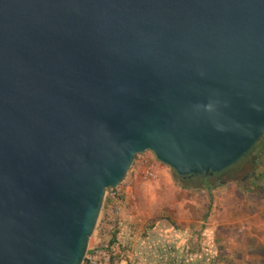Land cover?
<instances>
[{
  "label": "water",
  "instance_id": "water-1",
  "mask_svg": "<svg viewBox=\"0 0 264 264\" xmlns=\"http://www.w3.org/2000/svg\"><path fill=\"white\" fill-rule=\"evenodd\" d=\"M263 136L264 0H0V264H83L138 155L212 177Z\"/></svg>",
  "mask_w": 264,
  "mask_h": 264
},
{
  "label": "rangeland",
  "instance_id": "rangeland-1",
  "mask_svg": "<svg viewBox=\"0 0 264 264\" xmlns=\"http://www.w3.org/2000/svg\"><path fill=\"white\" fill-rule=\"evenodd\" d=\"M198 185L183 189L151 152L136 156L106 192L87 252L101 251L100 264H264V195L255 187L264 185V155L211 177L209 190Z\"/></svg>",
  "mask_w": 264,
  "mask_h": 264
},
{
  "label": "trees",
  "instance_id": "trees-1",
  "mask_svg": "<svg viewBox=\"0 0 264 264\" xmlns=\"http://www.w3.org/2000/svg\"><path fill=\"white\" fill-rule=\"evenodd\" d=\"M253 154H255L257 157H260V156L264 155V136L260 140V142L251 150V152L246 157H244L241 161L247 160ZM214 176H218V175H214ZM177 181L179 182V184L181 185V187L183 189H192L191 182H193V181H197L198 184H199L197 187H195V189H198V190L199 189H206V190L210 189V177H186V178H181V177L177 176ZM255 187H256V189L259 192H261V194L264 195V185L263 186L256 185ZM108 191H111V190H108ZM115 242L116 241H113V242H111V244L113 245Z\"/></svg>",
  "mask_w": 264,
  "mask_h": 264
},
{
  "label": "built area",
  "instance_id": "built-area-1",
  "mask_svg": "<svg viewBox=\"0 0 264 264\" xmlns=\"http://www.w3.org/2000/svg\"><path fill=\"white\" fill-rule=\"evenodd\" d=\"M111 192H114L113 190H111ZM114 195V193H113ZM101 251L99 250H93L92 253L89 254V252H87V254L85 255L83 264H100L98 262L99 257H101Z\"/></svg>",
  "mask_w": 264,
  "mask_h": 264
},
{
  "label": "clouds",
  "instance_id": "clouds-1",
  "mask_svg": "<svg viewBox=\"0 0 264 264\" xmlns=\"http://www.w3.org/2000/svg\"><path fill=\"white\" fill-rule=\"evenodd\" d=\"M207 108H208L209 110H211V104H210V105H208V106H207Z\"/></svg>",
  "mask_w": 264,
  "mask_h": 264
},
{
  "label": "flooded vegetation",
  "instance_id": "flooded-vegetation-1",
  "mask_svg": "<svg viewBox=\"0 0 264 264\" xmlns=\"http://www.w3.org/2000/svg\"><path fill=\"white\" fill-rule=\"evenodd\" d=\"M212 177H215V176H212ZM211 178V177H210ZM251 178L253 179L254 177H253V175H251Z\"/></svg>",
  "mask_w": 264,
  "mask_h": 264
}]
</instances>
